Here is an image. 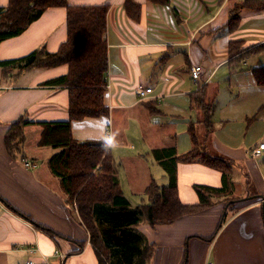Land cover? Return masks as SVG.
<instances>
[{"label":"crops","instance_id":"crops-1","mask_svg":"<svg viewBox=\"0 0 264 264\" xmlns=\"http://www.w3.org/2000/svg\"><path fill=\"white\" fill-rule=\"evenodd\" d=\"M67 1L108 6V114L73 119V137L107 143L131 207L150 203L152 183L173 181L193 207L170 222L133 225L149 248L146 264H264V150L252 154L264 140V82L253 71L264 67V9L242 6L247 0H132L130 9L126 0ZM67 35L66 7H50L0 42V60L43 46L56 52ZM67 72V64L0 67V264H109L49 167L58 149L40 145L42 123L69 119L70 88L44 85ZM140 84L152 88L143 99ZM22 116L30 123L11 151L7 132ZM195 146L219 166L175 160ZM196 185L220 192L204 191L201 202Z\"/></svg>","mask_w":264,"mask_h":264},{"label":"trees","instance_id":"trees-1","mask_svg":"<svg viewBox=\"0 0 264 264\" xmlns=\"http://www.w3.org/2000/svg\"><path fill=\"white\" fill-rule=\"evenodd\" d=\"M154 1L165 3L168 0ZM125 3L129 9L136 5L132 0ZM56 6H64L67 10L68 35L59 49L49 52L43 46L16 59L0 60V67L17 65L28 69L68 65L66 74L49 79L44 85L70 88L69 119L42 123L44 130L40 145L58 149L49 159V167L76 204L82 221L91 229V240L99 258L103 247L109 264H146L149 248L142 247V238L133 225L143 219L151 223L170 222L193 207L179 200L175 181L167 187L152 183L147 190L150 203L131 207L120 189L117 165L107 143L101 140L79 141L72 135L73 119L108 114L103 102L108 66L105 38L108 6L70 5L67 0H9L6 6H0V42L20 34L46 9ZM242 6L262 10L264 0H247ZM253 71L257 81L264 82V67ZM200 105L205 110L206 121H209V107L202 102ZM29 123L22 116L11 124L6 136L9 150L15 151L22 144L23 129ZM199 156L205 163L219 166L216 159L200 150L199 146L175 160L192 161ZM195 188L201 202H206L204 191L220 192L205 185H196Z\"/></svg>","mask_w":264,"mask_h":264},{"label":"built area","instance_id":"built-area-1","mask_svg":"<svg viewBox=\"0 0 264 264\" xmlns=\"http://www.w3.org/2000/svg\"><path fill=\"white\" fill-rule=\"evenodd\" d=\"M203 71V67L201 65H194L191 67V75L196 81L201 80V74ZM152 91V88L145 85H138L136 89V93L138 94L140 99H143L147 96L148 93ZM264 150V140L260 141L257 146L253 148L252 154L257 157L260 156L262 151ZM27 165L30 163L27 162ZM25 264H35L33 260H27ZM47 264V263H44ZM207 264H214L213 262H208Z\"/></svg>","mask_w":264,"mask_h":264}]
</instances>
